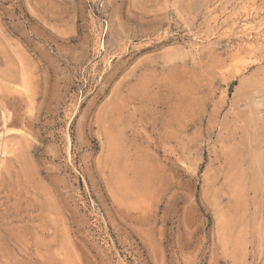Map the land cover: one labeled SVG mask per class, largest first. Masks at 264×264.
<instances>
[{"label": "rangeland", "instance_id": "rangeland-1", "mask_svg": "<svg viewBox=\"0 0 264 264\" xmlns=\"http://www.w3.org/2000/svg\"><path fill=\"white\" fill-rule=\"evenodd\" d=\"M0 140V264H264V0H0Z\"/></svg>", "mask_w": 264, "mask_h": 264}, {"label": "bare ground", "instance_id": "bare-ground-1", "mask_svg": "<svg viewBox=\"0 0 264 264\" xmlns=\"http://www.w3.org/2000/svg\"><path fill=\"white\" fill-rule=\"evenodd\" d=\"M246 15H247V13H246ZM247 17H248V16H247ZM247 17H245V18H247ZM240 23H242V22H240ZM251 24H252V23H251ZM251 24H250V25H251ZM250 25L247 24V22L243 23V25H241V30L244 31V32H248V31H249V32H250V31L252 32V30H254V29H252V27H251ZM227 30H228V29H227ZM259 30H260V29H259ZM259 30H258V31H259ZM249 32H248V33H249ZM248 33H247V34H248ZM241 34H242V33H241ZM245 35H246V34H245ZM248 35H249V34H248ZM247 38H248V37H247ZM248 51H249V50H248ZM6 135H7V132H6ZM0 141H1V140H0ZM6 143H8V142H6ZM8 144H9V143H8ZM4 145H5L4 142H2L1 145H0V147H1V149H2V150L0 151V154H2L3 156H4V154L6 153V152H5ZM6 151H7V150H6ZM0 159H1V158H0ZM1 168H2V166H1Z\"/></svg>", "mask_w": 264, "mask_h": 264}]
</instances>
